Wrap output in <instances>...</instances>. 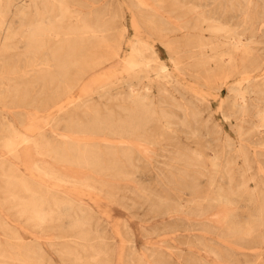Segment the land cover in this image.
I'll list each match as a JSON object with an SVG mask.
<instances>
[{"label": "rangeland", "instance_id": "374dc122", "mask_svg": "<svg viewBox=\"0 0 264 264\" xmlns=\"http://www.w3.org/2000/svg\"><path fill=\"white\" fill-rule=\"evenodd\" d=\"M0 1V85L20 87L18 97L15 92L4 94L0 90V264H264V0H221V5L208 0H196L197 5L194 0H101L94 5L93 0H68L64 12L61 0ZM143 1L157 5L143 9ZM82 5H92L98 12L108 6L104 20L110 29L97 38L83 35V42L78 44L70 30L83 22ZM45 9L53 10L62 29L49 34L42 29ZM20 11H24L21 16L27 27L38 23V30L50 40L40 49L39 60L25 47L22 36H26L27 27H20ZM218 28L221 30L216 31ZM97 39L98 46L90 48ZM210 41H216L219 47L197 55L199 50L194 46ZM136 43L147 45L135 61L137 69L142 70L140 78L128 76L126 71ZM71 49V61L91 57L97 65L86 74H80L77 67L70 69L76 82L63 98L67 108L64 112L49 111L45 104L59 97L61 89L40 59L48 52L63 57ZM162 65L170 71L163 73ZM103 68L112 70L105 79L95 82L93 77ZM86 90L90 93L84 96ZM80 100L88 101L91 111L81 106ZM136 100H146L154 119L141 127L144 130L136 131L132 142L107 132H83L85 127L96 129L99 116L109 114L113 124L121 123L127 113L135 112ZM183 124L190 125V130ZM87 152L97 153L99 167L76 157ZM95 234H100L99 238Z\"/></svg>", "mask_w": 264, "mask_h": 264}, {"label": "bare ground", "instance_id": "6f19581e", "mask_svg": "<svg viewBox=\"0 0 264 264\" xmlns=\"http://www.w3.org/2000/svg\"><path fill=\"white\" fill-rule=\"evenodd\" d=\"M101 0H93V2H92V4L93 3H99ZM178 1V0H177ZM195 1L196 0H194V3H195ZM197 1H199V0H197ZM201 1V0H200ZM199 1V2H200ZM207 1V0H206ZM209 1V3L210 4H217V3H219L221 0H208ZM225 1V0H224ZM230 2L232 1V0H229ZM240 1H242V2H245V1H243V0H240ZM8 2V1H7ZM198 2V3H199ZM204 2V1H203ZM230 2H229V4H230ZM241 2V3H242ZM248 2V1H247ZM246 2V3H247ZM261 2V1H260ZM173 3V2H172ZM8 4V3H7ZM67 4H68V0H61L60 1V9H61V11H63L62 10V8H65V7H67ZM169 4V3H168ZM176 4V3H175ZM196 4V3H195ZM200 4V3H199ZM204 4H205V2H204ZM203 4V5H204ZM227 4V3H226ZM232 4V3H231ZM245 4V3H244ZM248 4V3H247ZM247 4H245V7L247 6L248 7V5ZM254 4V3H253ZM252 4V5H253ZM94 5V4H93ZM157 4H154V3H152L151 1H150V3H148V2H144L143 1V3H142V8L143 9H150V8H155V6H156ZM159 5V4H158ZM178 5V4H177ZM176 5V6H177ZM197 5V4H196ZM195 5V6H196ZM219 5H221V3H219ZM237 5H238V2H237ZM251 5V4H250ZM175 6V5H174ZM175 6V7H176ZM211 6V5H210ZM225 6H227V5H225ZM0 7H1V1H0ZM8 7V6H7ZM108 7V6H107ZM105 8L103 11H101V12H98V11H94L93 10V7H92V5H82L81 6V9H82V13H83V22H82V24H81V26H79V27H76L74 30H70V34L71 35H73L74 37H75V42L76 43H78V44H81L82 42H83V35L84 36H86V35H90V36H92V37H90V38H94V37H98V35L99 34H101V33H107L108 31H109V29H110V27H108L107 26V24L105 23V18H106V16H107V10H108V8ZM239 7H241L240 5H239ZM244 7V6H243ZM257 7V6H256ZM180 8V7H179ZM230 9L232 8V5H231V7H229ZM238 8V7H237ZM249 8V7H248ZM4 9H5V7H4ZM23 10L25 9V7H24V5H23V8H22ZM36 9V8H35ZM66 9V8H65ZM159 9V8H158ZM195 9V8H194ZM197 9V8H196ZM205 9V8H204ZM207 9V8H206ZM210 9V8H209ZM225 9V8H224ZM241 9V8H240ZM247 9V8H246ZM264 9V8H263ZM7 10V9H6ZM37 10V9H36ZM181 10V9H180ZM182 10H183V8H182ZM199 10H200V8H199ZM198 10V11H199ZM244 10H245V8H244ZM67 11V10H66ZM197 11V10H196ZM195 11V12H196ZM210 11V10H209ZM217 11V10H216ZM222 11H223V9H222ZM246 11V10H245ZM244 11V12H245ZM250 11V10H249ZM22 12H24V11H22ZM22 12L20 11L19 13H18V19L20 20V22H21V25H20V27L22 28L23 26H26V20L23 18V16H21V15H23L22 14ZM52 12H53V10H52ZM52 12L51 11H48V10H46L45 9V11H44V13H45V18H44V21L41 23V26H42V29L44 28V30H46L47 31V33L49 34V33H51V32H53L54 30H56V29H62V26L60 25L61 24V19L59 20V18H58V20L60 21V26L58 25L57 26V21H56V19L54 18V16L52 15ZM64 12V11H63ZM62 12V13H63ZM150 12V11H149ZM177 12V11H176ZM180 12V11H179ZM178 12V13H179ZM224 12V11H223ZM241 13H242V11H240ZM263 12V11H262ZM122 13H123V7H122ZM157 13V15H158V17L157 18H159L160 16H159V13L158 12H156ZM216 13V12H215ZM233 13V12H232ZM235 13V12H234ZM238 13H239V10H238ZM237 13V14H238ZM4 14H7V12L6 13H4ZM13 14V13H12ZM41 14V12L40 11H38L37 12V15H40ZM153 14H155V12L153 13ZM170 14H171V11H170ZM175 14V13H174ZM197 14V13H196ZM210 14V13H209ZM212 14H214V11H213V13ZM220 14V13H219ZM223 14V13H222ZM231 14V13H230ZM247 14V13H246ZM245 14V15H246ZM1 15V14H0ZM3 15V14H2ZM9 15V14H8ZM11 15V14H10ZM156 14H155V16H157ZM241 15V14H240ZM242 15H244V14H242ZM264 15V14H263ZM15 16V15H14ZM13 16V17H14ZM62 16V15H61ZM60 16V17H61ZM154 16V15H153ZM184 16V15H183ZM203 16V15H202ZM209 16V15H208ZM217 16V15H216ZM215 16V17H216ZM221 16V15H220ZM219 16V17H220ZM231 16V15H230ZM230 16H229V18H230ZM260 16V15H259ZM31 17V16H30ZM63 17V16H62ZM150 17H152V16H150ZM170 17V16H169ZM178 17H180V16H178ZM215 17H213V18H215ZM226 17V16H225ZM239 17V16H238ZM241 17V16H240ZM250 17V16H249ZM262 17L263 16H261V19H262ZM185 18V17H184ZM194 18V17H193ZM222 18V17H221ZM17 19V20H18ZM112 19V18H111ZM154 19V18H153ZM182 19V18H181ZM180 19V20H181ZM196 19H197V16H196ZM204 19V18H203ZM236 19V18H235ZM3 20V19H2ZM150 20H152V19H150ZM159 20V19H158ZM186 20V19H185ZM193 20H195V18L193 19ZM192 20V21H193ZM206 20V19H205ZM213 20V19H212ZM217 20V19H216ZM223 20V19H222ZM237 20H239V19H237ZM161 21V20H160ZM175 21H176V19H175ZM12 22V21H11ZM36 22H38L37 20H36ZM108 22V21H107ZM110 22V21H109ZM167 22V21H166ZM179 22V21H178ZM194 22V21H193ZM213 22H214V20H213ZM216 22V21H215ZM220 22V21H219ZM151 23V22H150ZM168 23V22H167ZM206 23V22H205ZM210 23V22H209ZM154 24V23H153ZM157 24V23H156ZM223 24V23H222ZM13 25H15V24H13ZM13 25H12V27H13ZM28 25V24H27ZM170 25V24H169ZM206 25V24H205ZM221 25V24H220ZM7 26V25H6ZM5 26V27H6ZM171 26V25H170ZM169 26V27H170ZM183 26H185V24L183 25ZM222 26V25H221ZM10 27V26H9ZM27 27V26H26ZM168 27V26H167ZM181 27V26H180ZM187 27V26H186ZM227 27V26H226ZM8 28V27H7ZM166 28V27H165ZM198 28V27H197ZM217 28V27H216ZM225 28V27H224ZM11 29V28H10ZM13 29H14V27H13ZM26 30H25V34H26V36L24 35V36H22V38L25 40L24 41V43H25V47H27L28 48V50H29V55H32L34 58H36V59H38L39 60V52H40V49H43L42 47L43 46H48L49 45V42H50V40L48 39V38H46L45 36H46V34H43L40 30H38L39 28H38V23L37 24H34V23H32V24H30V25H28V27L27 28H25ZM73 29V28H72ZM177 29V28H176ZM181 29H182V27H181ZM188 29V28H187ZM214 29V28H213ZM12 30V29H11ZM18 30V29H17ZM166 30H168V29H166ZM184 30H186V29H184ZM221 29L220 28H218L216 31H220ZM190 31H191V29H190ZM208 31H210V29L208 30ZM60 32V31H59ZM158 32H160V29H159V31ZM163 32V31H162ZM183 32V31H182ZM188 32V31H187ZM66 33V32H65ZM65 33H63V34H65ZM216 33H218V32H216ZM235 33V32H234ZM173 35V34H172ZM235 35V34H234ZM64 36V35H63ZM186 36H187V34H186ZM236 36H237V34H236ZM239 37V36H238ZM255 37V36H254ZM164 39V38H163ZM173 39V38H172ZM170 40V39H169ZM254 40H255V38H254ZM257 40V39H256ZM7 42V41H6ZM162 42H165V41H162ZM167 43V42H166ZM165 43V44H166ZM21 44V43H20ZM98 44H99V41H98V39L97 40H93L91 43H90V48H95V47H97L98 46ZM170 44V43H169ZM76 45V44H75ZM173 45V44H172ZM188 45H190V44H188ZM11 46V45H10ZM74 46V45H73ZM147 45L145 44V43H136V44H133L132 45V50H131V55H130V59H132V63H128L127 65H126V71H127V75L128 76H135L136 78H140V76H142L141 75V72H142V70H140V69H137V68H139V64L137 63V62H135L136 61V59H137V56H139V55H142V53H143V49H144V47H146ZM167 46V45H166ZM168 46H170V45H168ZM216 46H218V43L216 42V41H210V42H207V43H202L200 46H198V47H196V46H194L195 48H197L199 51H198V53H197V55H202V54H204V53H206V51H207V49H209V48H213V47H216ZM15 47V46H14ZM13 47V48H14ZM55 47V46H54ZM56 47H57V45H56ZM55 47V48H56ZM149 47V46H148ZM171 47V46H170ZM189 47V46H188ZM219 47V46H218ZM23 48V47H22ZM22 48H20V49H22ZM54 48V49H55ZM150 48H152V47H150ZM244 48H246V47H244ZM16 49V48H15ZM15 49H13V51L15 50ZM25 50H26V48H24ZM57 49V48H56ZM153 49V48H152ZM171 49V48H170ZM191 49V48H190ZM18 50V49H17ZM253 50V49H252ZM263 50V49H262ZM48 51H49V49H48ZM50 51H53V50H51L50 49ZM54 51H57V50H54ZM71 52H72V49L71 50H69V52L68 53H66L65 55H63V57H57L56 56V53L55 52H48V53H46V55L44 56V58H41L40 60H41V62H43L44 64H45V66L47 67V70L49 71L48 73L49 74H51V80L52 81H57L58 83H59V85H60V94H59V97H57L56 99L54 98L53 100H49V102H47L45 105V107H47L48 109H49V111H52V110H54V109H56V110H58L59 112H64V110L67 108L66 107V104H63L64 103V101H63V98L66 96V94H68V93H70L74 88H75V82H76V77L74 76V77H72V76H70V73H69V70L70 69H72V68H74V67H77L78 69H79V72H80V74H86V73H88L89 71H91L92 69H93V67L94 66H96L97 65V62H93L92 61V59H91V57L90 58H87V57H82V58H80V59H78L77 61H71L70 59H69V57H70V55H71ZM213 53V52H212ZM230 53V52H229ZM29 55H27V56H29ZM257 55V54H256ZM21 56H22V53H21ZM129 56V55H128ZM213 56V55H212ZM215 56V55H214ZM254 56V55H253ZM252 56V57H253ZM258 56V55H257ZM24 57V56H23ZM26 57V56H25ZM30 57V56H29ZM196 57H198V56H196ZM219 57V56H218ZM235 57V56H234ZM256 57V56H255ZM263 57V56H262ZM9 58V57H8ZM16 58H20L19 56H16ZM193 58H195V57H193ZM199 58H201V57H199ZM215 58V57H214ZM236 58V57H235ZM25 59H27V58H25ZM192 59V58H191ZM196 59V58H195ZM210 59H213L212 57L210 58ZM263 59V58H262ZM261 59V60H262ZM3 60V59H2ZM22 60V59H21ZM24 60V59H23ZM174 60V59H173ZM177 60V59H176ZM4 61V60H3ZM25 61V60H24ZM31 61V60H30ZM36 61V60H35ZM204 61V60H203ZM208 61V60H207ZM218 61V60H217ZM227 61H228V59H227ZM5 62H6V58H5ZM5 62L3 63L2 62V65L3 64H5ZM17 62V61H16ZM33 62V61H32ZM39 62V61H38ZM204 62H206V61H204ZM212 62V61H211ZM231 62V61H230ZM21 63H22V61H21ZM37 63V62H36ZM35 62H34V64H36ZM202 63V62H201ZM219 63V62H218ZM229 63V62H228ZM1 64V63H0ZM11 64H12V61H11ZM15 64V62L13 63V65ZM183 64V63H182ZM207 64H209V63H207ZM231 64V63H230ZM253 64V63H252ZM9 65V64H8ZM16 65V64H15ZM37 65H38V63H37ZM37 65H36V67H37ZM219 65H220V63H219ZM218 65V66H219ZM221 65H223V64H221ZM226 65V64H225ZM23 66V65H22ZM21 66V67H22ZM176 66V65H175ZM199 66H201V65H199ZM215 66H217V65H215ZM227 66V65H226ZM232 66H234V63H233V65ZM2 67V66H1ZM13 67H15V66H13ZM20 66H19V68H21ZM196 67V66H195ZM202 67V66H201ZM221 67V66H220ZM16 68V67H15ZM203 68V67H202ZM249 68V67H248ZM3 69H5V68H3ZM16 69H18V66H17V68ZM22 69V68H21ZM198 69V68H197ZM225 69V68H224ZM236 69V68H235ZM2 69H0V71H1ZM12 70H13V68H12ZM15 70V69H14ZM13 70V71H14ZM25 70V69H24ZM23 70V71H24ZM110 70H112V69H106V68H103L101 71L102 72H100V73H97V74H95V76L93 77V80L95 81V82H99V81H101V80H103V79H105L106 78V74H107V72H109ZM5 71V70H4ZM16 71V70H15ZM23 71L21 70V72L23 73ZM161 71L163 72V73H166V72H169L170 70H169V68L166 66V65H162L161 66ZM179 71V70H178ZM238 71V70H237ZM3 72V71H2ZM246 72V71H245ZM181 73V72H180ZM228 73H230V72H228ZM185 74V73H184ZM36 75V74H35ZM221 75V74H220ZM182 76V75H181ZM33 77V76H32ZM143 77V76H142ZM149 77V76H148ZM197 77V76H196ZM147 78V77H146ZM188 78V77H187ZM248 78V77H247ZM249 79H251V78H249ZM32 79L30 78V81H31ZM34 80V79H33ZM136 80V79H135ZM141 80V79H140ZM145 80V79H144ZM226 80H228V79H226ZM235 80V79H234ZM39 81V80H38ZM143 81V80H142ZM199 81V80H198ZM247 81H248V79H247ZM44 82H45V80H44ZM51 82V81H50ZM141 82V81H140ZM139 82V83H140ZM23 83V82H22ZM39 83H42V82H39ZM38 83V84H39ZM54 83V82H53ZM151 83H153V82H151ZM232 83V82H231ZM235 83V82H234ZM19 84V83H18ZM52 84V83H51ZM150 84V83H149ZM199 84V83H198ZM197 84V85H198ZM14 85V84H13ZM13 85H11V84H8V83H3V84H1L0 86H1V91L4 93V94H7V93H12V92H15V95H17V97H18V93H19V91H20V87H19V89H16V88H14L13 87ZM15 85H17V84H15ZM148 85V84H147ZM239 85V84H238ZM20 86H22V84L20 85ZM32 86H33V84H32ZM38 86V85H37ZM40 86H42V84L40 85ZM52 86V85H51ZM130 86V85H129ZM142 86V85H141ZM140 86V87H141ZM153 86V85H152ZM204 86V85H203ZM220 86H221V84H220ZM107 87V86H106ZM136 87H137V85H136ZM132 88V87H131ZM130 88V89H131ZM135 88V87H134ZM138 88V87H137ZM147 88V87H146ZM153 88V87H152ZM163 88V87H162ZM166 88V87H165ZM204 88V87H203ZM40 89V88H39ZM161 89V88H160ZM159 89V90H160ZM27 90H28V88H27ZM135 90V89H134ZM136 90H138V89H136ZM143 90V89H142ZM141 90V91H142ZM147 90V89H146ZM168 90V89H167ZM0 91V92H1ZM40 91V90H39ZM125 91V90H124ZM165 91H166V89H165ZM164 91V92H165ZM176 91V90H175ZM260 91V90H259ZM46 92V91H45ZM107 92V91H106ZM148 92H149V89H148ZM154 92V91H153ZM158 92V91H157ZM166 92H168V91H166ZM179 92V91H178ZM211 92V91H210ZM251 92V91H250ZM47 93V92H46ZM85 93V95L84 96H86V95H89V91H85L84 92ZM122 93V92H121ZM141 93V92H140ZM145 93V92H144ZM171 93V92H170ZM170 93H169V96H170ZM202 93V92H201ZM110 94V93H109ZM124 94V93H123ZM132 94H133V92H132ZM137 94V93H136ZM143 94V93H142ZM146 94V93H145ZM152 94V93H151ZM155 94V93H154ZM206 94V93H205ZM208 94V93H207ZM249 94V93H248ZM106 94L104 93V95L103 96H105ZM108 95V94H107ZM135 95V94H134ZM147 95V94H146ZM157 95H159V94H157ZM263 95V94H262ZM5 96V95H4ZM41 96V95H40ZM44 96V95H43ZM109 96V95H108ZM111 96V95H110ZM129 96V95H128ZM140 96V95H139ZM209 96V95H208ZM251 96V95H250ZM48 97H49V94H48ZM52 97V96H51ZM117 97V96H116ZM121 97V96H120ZM131 97V96H130ZM138 97V96H137ZM153 97V96H152ZM160 97V96H159ZM8 98H10V97H8ZM88 98V97H87ZM92 98V97H91ZM111 98V97H110ZM140 98V97H139ZM145 98H147V96L145 97ZM161 98V97H160ZM185 97L183 96V99H184ZM251 98V97H250ZM100 99H104V98H100ZM109 99V98H108ZM115 99V98H114ZM151 99V98H150ZM152 99H154V98H152ZM170 99H172V98H170ZM169 99V100H170ZM216 99V98H215ZM240 99H241V97H240ZM245 99V98H244ZM14 100V99H13ZM17 100V99H16ZM43 100H45V99H43ZM118 100V99H117ZM121 100V99H120ZM162 100V99H161ZM173 100V99H172ZM113 101V100H112ZM122 101H123V98H122ZM130 101H131V99H130ZM145 101L146 100H136L135 101V103H136V109H135V112L134 113H130V114H128L127 113V116L125 117V119H124V121L122 120V122L121 123H118V124H113V121H112V119L110 118V117H108V115L107 116H104V117H100L99 116V118H98V127L96 128V129H94V128H91V127H85L84 129H83V132L84 133H93V134H101V133H105V132H107L108 134H110L111 136H114L115 138H120L122 141H125V142H132V140H133V137L135 136V133H136V131L138 130V129H140L141 127H143V126H145V125H147L150 121H151V119L153 118V116H152V114L149 112V108L147 107V104L145 103ZM148 101H149V99H148ZM151 101V100H150ZM165 100H163V102H164ZM174 101V100H173ZM250 101V100H249ZM255 101H257V100H255ZM11 102V101H10ZM82 105L81 106H87L86 108L88 109V110H90L91 111V106L89 107V105L90 104H88L87 105V102L88 101H83V100H80L79 101ZM114 102H116V100L114 101ZM134 102V101H133ZM132 102V103H133ZM151 102H153V100L151 101ZM150 102V103H151ZM170 102V101H169ZM79 103V104H80ZM109 103V102H108ZM107 103V104H108ZM123 103V102H122ZM121 103V104H122ZM164 103H166V102H164ZM244 103V102H243ZM9 105H10V103H8ZM34 104V103H33ZM36 104V103H35ZM96 104V103H95ZM247 104V103H246ZM246 104H244V105H246ZM111 105V104H110ZM110 105H108V106H110ZM129 105H131V104H129ZM133 105H134V103H133ZM154 105V104H153ZM165 105H168L169 106V104H165ZM183 105V104H182ZM33 106V105H32ZM99 106V105H98ZM105 106H107V105H105ZM107 106V107H108ZM151 106H152V103H151ZM162 106H163V104H162ZM162 106H160V107H162ZM168 106H167V108H168ZM176 106V105H175ZM181 106V105H180ZM179 106V104L177 105V107H180ZM84 107H82V108H84ZM104 107V106H103ZM122 107V106H121ZM165 107V106H164ZM247 107H248V105H247ZM8 108V107H7ZM166 108V109H167ZM244 108H246L245 106H244ZM251 108V107H250ZM253 108V107H252ZM257 108V107H256ZM255 108V109H256ZM259 108V107H258ZM257 108V109H258ZM40 109V108H39ZM46 109V108H45ZM151 109V108H150ZM160 109V108H159ZM163 109V108H162ZM169 109V108H168ZM179 109V108H178ZM242 109V108H241ZM14 110V109H13ZM94 110V109H93ZM103 110V109H102ZM111 110V109H110ZM117 110V109H116ZM128 110V109H127ZM177 110V109H176ZM181 110V109H180ZM227 110V109H226ZM239 110H240V108H239ZM244 110V109H243ZM40 111H41V109H40ZM46 111V110H45ZM196 111H197V109H196ZM228 111V110H227ZM253 111V110H252ZM260 111V110H259ZM110 112V111H109ZM119 112H120V110H119ZM162 112V111H161ZM160 112V113H161ZM165 112V111H164ZM176 112V111H175ZM180 112V111H179ZM198 112V111H197ZM201 112V111H200ZM243 112V111H242ZM241 112V113H242ZM261 113H262V111H260ZM41 113V112H40ZM39 113V114H40ZM88 113H89V111H88ZM92 113V112H91ZM94 113V112H93ZM98 113V112H97ZM112 113V112H111ZM114 113H115V111H114ZM124 113V112H123ZM154 113H156V112H154ZM174 113V112H173ZM253 112H251V114H252ZM162 114V113H161ZM167 114V113H166ZM183 114V113H182ZM235 114V113H234ZM240 114V113H239ZM248 114V113H247ZM258 114V113H257ZM263 114V113H262ZM105 115V114H104ZM118 115V114H117ZM170 115V114H169ZM175 115V114H174ZM199 115H201V114H199ZM241 115V114H240ZM239 115V116H240ZM72 116V115H71ZM95 116V115H94ZM98 116V115H97ZM96 116V117H97ZM110 116V115H109ZM119 116V115H118ZM167 116V115H166ZM170 116H173V115H170ZM184 116H185V114H184ZM191 116V115H190ZM196 116V115H195ZM194 116V117H195ZM247 116V115H246ZM258 116H260V114L258 115ZM257 116V117H258ZM262 116V115H261ZM178 117V116H177ZM186 117V116H185ZM184 117V118H185ZM197 117V116H196ZM202 117V116H201ZM200 117V118H201ZM237 117V116H236ZM169 118H171V117H169ZM173 118H175V117H173ZM172 118V119H173ZM255 118V117H254ZM75 119V118H74ZM94 119V118H93ZM154 119V118H153ZM176 119V118H175ZM178 119V118H177ZM180 119V118H179ZM230 119V118H229ZM232 119V118H231ZM70 120V119H69ZM77 120V119H76ZM80 120V119H79ZM187 120V119H186ZM210 120V119H209ZM262 120V119H261ZM94 121H95V119H94ZM153 121V120H152ZM151 121V122H152ZM176 121V120H175ZM184 121V120H183ZM195 121H197V120H195ZM194 121V122H195ZM5 122V121H4ZM11 122V121H10ZM56 122V121H55ZM116 122V121H115ZM118 122V121H117ZM173 122V121H172ZM178 122H180V121H178ZM185 122V121H184ZM198 122V121H197ZM236 122V121H235ZM31 123V122H30ZM29 123V124H30ZM57 124L59 123V122H56ZM69 123H70V121H69ZM72 123V122H71ZM174 123H176V122H174ZM181 123H183L182 121H181ZM188 123V122H187ZM247 123V122H246ZM246 123H244L245 125H248V124H246ZM250 123H251V121H250ZM250 123H249V125H250ZM5 124V123H4ZM11 124H12V122H11ZM14 124V123H13ZM190 124V123H189ZM198 124V123H197ZM196 124V125H197ZM200 124H201V122H200ZM7 125H9V122H7ZM64 125H66V124H64ZM92 126H93V122H92V124H91ZM149 125V124H148ZM180 125V124H179ZM184 125V124H183ZM191 125V124H190ZM189 125V126H190ZM13 126H15V125H13ZM72 126H73V124H72ZM90 126V125H89ZM178 126V125H177ZM176 125H175V127H177ZM184 126H186V127H189V126H187V124L186 125H184ZM183 126V127H184ZM206 126H209V125H207L206 124ZM8 127V126H7ZM30 127V126H29ZM82 127V126H81ZM185 127V128H186ZM251 127V126H250ZM13 128V127H12ZM31 128V127H30ZM80 128V127H79ZM169 128V127H168ZM170 128H172V127H170ZM190 128L191 127H189V129L188 130H190ZM200 128H202V127H200ZM209 128V127H208ZM141 129H145V127L144 128H141ZM140 129V130H141ZM180 129V128H179ZM184 129V128H183ZM187 129V128H186ZM186 129H184V130H186ZM255 129H256V127H255ZM13 130H14V128H13ZM16 130V129H15ZM15 130H14V132H15ZM65 130V129H64ZM66 130H67V128H66ZM139 130V131H140ZM247 130V129H246ZM256 130H258V128L256 129ZM255 130V131H256ZM7 131V130H6ZM8 131H10V130H8ZM17 131V130H16ZM139 131H137V133L139 132ZM192 131V130H191ZM190 131V132H191ZM194 131H197V130H194ZM262 131V130H261ZM189 132V131H188ZM242 132H244V131H242ZM11 133V132H10ZM16 133V132H15ZM142 133V132H141ZM193 133V132H192ZM253 133V132H252ZM260 133V132H259ZM259 133L257 134V135H259ZM262 133V132H261ZM12 134H14V133H12ZM102 134V135H103ZM254 134H256V132L255 133H253V135ZM47 135V134H46ZM105 135V134H104ZM194 135V134H193ZM244 135V134H243ZM110 136V137H111ZM188 136V135H187ZM198 136V135H197ZM250 136V135H249ZM260 136V135H259ZM32 137V136H31ZM42 137V136H41ZM46 137V136H45ZM191 137V136H190ZM194 137V136H193ZM196 137V136H195ZM48 138H49V136H48ZM55 138V137H54ZM53 138V139H54ZM111 138H113V137H111ZM51 139V138H50ZM57 139V138H56ZM104 139V138H103ZM229 139V138H228ZM29 140H31V139H29ZM34 140V139H33ZM93 140V139H92ZM96 140V139H95ZM94 140V141H95ZM230 140V139H229ZM43 141V140H42ZM56 140L54 139V142H55ZM117 141V140H116ZM138 141V140H137ZM140 141V140H139ZM152 141H154V140H152ZM240 141V140H239ZM242 141H244L243 139H242ZM247 141V140H246ZM249 141H251L250 139H249ZM259 141V140H258ZM157 142V141H156ZM226 142H230V141H226ZM232 142V141H231ZM33 143H34V141H33ZM52 143H53V141H52ZM57 143V142H56ZM146 144H148V143H146ZM257 144H259V143H257ZM262 144H264V142L262 143ZM51 145V144H50ZM58 145V144H57ZM102 145V144H101ZM253 145V144H252ZM39 146V145H38ZM44 146V145H43ZM60 146V145H59ZM63 146V145H62ZM85 146V145H84ZM141 146V145H140ZM51 148H52V146H50ZM54 147V146H53ZM96 147V146H95ZM184 147V146H183ZM91 148V147H90ZM105 148V147H104ZM179 147H177V149H178ZM187 147H185V148H183V149H186ZM227 148V147H226ZM235 148V147H234ZM244 148V147H243ZM59 149V148H58ZM58 149H56V150H58ZM191 149V148H190ZM190 149H189V151H190ZM193 149V148H192ZM210 149V148H209ZM208 149V150H209ZM214 149V148H213ZM245 149V148H244ZM243 149V150H244ZM246 149H247V153H248V148L246 147ZM52 150V149H51ZM96 150V149H95ZM99 150V149H98ZM107 150V149H106ZM175 150V149H174ZM211 150V149H210ZM242 150V151H243ZM48 151V150H47ZM53 151V150H52ZM59 151V150H58ZM60 151H62V150H60ZM94 151V150H93ZM178 151V150H177ZM185 151V150H184ZM188 151V150H187ZM202 151V150H201ZM46 152V151H45ZM56 152V151H55ZM138 152V151H137ZM168 152V151H167ZM186 152V151H185ZM194 152H195V150H194ZM196 152H198V151H196ZM203 152V151H202ZM244 152H246V151H244ZM50 153V152H49ZM59 153V152H58ZM109 153V152H108ZM212 153H213V151H212ZM246 153V154H247ZM250 153V152H249ZM52 154H54V152L52 153ZM51 154V155H52ZM60 154H62V153H59V155ZM137 154V153H136ZM169 154V153H168ZM171 154V153H170ZM179 154V153H178ZM205 154H206V151H205ZM257 154V153H256ZM47 155H49V154H47ZM64 155V154H63ZM108 155H110V154H108ZM113 155V154H112ZM123 155H125V154H123ZM138 155H139V153H138ZM173 155H176V154H173ZM213 155V154H212ZM212 155H210V156H212ZM260 155H262V154H260ZM116 156V155H115ZM140 156H141V154H140ZM179 156V155H178ZM177 156V157H178ZM185 156H186V154H185ZM190 156V155H189ZM201 156H202V154H201ZM259 156V155H258ZM49 157V156H48ZM52 157V156H51ZM55 157V156H54ZM76 157H82L83 159H84V162L87 164V165H89V166H91V167H99L100 165H101V162H100V160H99V158H98V156H97V153H95V152H87V153H84V154H79V153H77L76 154ZM132 157H133V155H132ZM164 157V156H163ZM162 157V158H163ZM174 157H176V156H174ZM193 157V156H192ZM248 157H249V155H248ZM257 157V156H256ZM65 158V157H64ZM64 158H62V156H61V159L63 160ZM108 158V157H107ZM111 158H112V156H111ZM129 158V157H128ZM180 158V157H179ZM199 158V157H198ZM246 158V157H245ZM260 158V157H259ZM57 159V158H56ZM60 159V158H59ZM116 159V158H115ZM124 159V158H123ZM194 159H196V157L194 158ZM52 160V159H51ZM66 160V159H65ZM109 160V159H108ZM114 160V159H113ZM112 160V161H113ZM125 160V159H124ZM130 160V159H129ZM132 160V159H131ZM187 160V159H186ZM189 160V159H188ZM244 160V159H243ZM246 160V159H245ZM53 161V160H52ZM55 161V160H54ZM102 161V160H101ZM158 161H160V160H158ZM165 161V160H164ZM174 161H176V160H172V162H174ZM191 161V160H190ZM196 161V160H195ZM232 161V160H231ZM250 161V160H249ZM259 161V160H258ZM110 162V161H109ZM171 162V163H172ZM178 162H180V161H178ZM186 162V161H185ZM185 162H183V163H185ZM189 162V161H188ZM233 162V161H232ZM247 162V161H246ZM262 162H263V160H262ZM63 163V162H62ZM176 163V162H175ZM182 163V162H181ZM187 163V162H186ZM189 163H191V162H189ZM251 163V162H250ZM76 164V163H75ZM128 164V163H127ZM174 164V163H173ZM245 164V163H244ZM262 164H264V163H262ZM109 165V164H108ZM119 165V164H118ZM175 165H178V164H175ZM210 165V164H209ZM226 165V164H225ZM246 165H249V163L248 164H246ZM75 166V165H74ZM132 166V165H131ZM178 166H181V165H178ZM229 166V165H228ZM227 166V167H228ZM232 166H234L233 165V163H232ZM252 166V165H251ZM264 166V165H263ZM79 167V166H78ZM248 167V166H247ZM12 168V167H11ZM109 168H111V167H109ZM114 168V166L112 167V169ZM132 168V167H131ZM171 168V167H170ZM177 168V167H176ZM190 168V167H189ZM230 168V167H229ZM250 168V167H249ZM248 168V169H249ZM73 169H74V167H73ZM79 169V168H78ZM94 169V168H93ZM122 169V168H121ZM0 170H2V169H0ZM45 170V169H44ZM76 170H77V168H76ZM86 170V169H85ZM111 170V169H110ZM109 170V171H110ZM202 170V169H201ZM236 170H238L237 168H236ZM75 171V170H74ZM92 171V170H91ZM94 171V170H93ZM171 171H173V169L171 170ZM178 171V170H177ZM205 171V170H204ZM254 171V170H253ZM46 172H47V170H46ZM115 172H116V170H115ZM181 172V171H180ZM239 172H241V171H239ZM113 173V172H112ZM121 173H123V172H121ZM124 173H126L125 171H124ZM172 173V172H171ZM186 173V172H185ZM224 173H225V171H224ZM242 173H243V171H242ZM51 174V173H50ZM96 174V173H95ZM117 174V173H116ZM133 174H135V173H133ZM178 174V173H177ZM241 174V173H240ZM2 175V173L0 174V176ZM102 175V174H101ZM118 175V174H117ZM180 175V174H179ZM210 175V174H209ZM208 175V176H209ZM211 175H213V174H211ZM239 175V174H238ZM257 176V175H256ZM125 177H126V175H125ZM243 177V176H242ZM117 178V177H116ZM130 178H131V176H130ZM133 178V177H132ZM164 178H166V177H164ZM179 178V177H178ZM245 178V177H244ZM3 179H4V177H3ZM7 179V178H6ZM113 179V178H112ZM186 179V178H185ZM228 179V178H227ZM233 179V178H232ZM69 180V179H68ZM72 180V179H71ZM129 180V179H128ZM168 180V179H167ZM188 180V179H187ZM206 180V179H205ZM264 180V179H263ZM5 182H6V180H4ZM9 181V180H8ZM70 181V180H69ZM166 181V180H165ZM174 181V180H173ZM217 181V180H216ZM233 181V180H232ZM243 181V180H242ZM249 181V180H248ZM205 182V181H204ZM210 182V181H209ZM236 182V181H235ZM11 183V182H10ZM13 183V182H12ZM15 183V182H14ZM225 183V182H224ZM244 183V182H243ZM263 183V182H262ZM187 184V183H186ZM234 184V183H233ZM5 185V184H4ZM6 185H8V183H6ZM6 185H5V187H6ZM12 185H14V184H12ZM11 185V186H12ZM31 185V184H30ZM232 185V184H231ZM246 185V184H245ZM10 186V187H11ZM174 186V185H173ZM216 186V185H215ZM243 186V185H242ZM247 186H248V184H247ZM19 187V186H18ZM178 187V186H177ZM211 187V186H210ZM209 187V188H210ZM197 188V187H196ZM235 188V187H234ZM252 188V187H251ZM250 188V189H251ZM263 188V187H262ZM6 189V188H5ZM184 189V188H183ZM199 189V188H198ZM258 189V188H257ZM7 190V189H6ZM8 191V190H7ZM11 191V190H10ZM211 191V190H210ZM242 191V190H241ZM230 192V191H229ZM232 192V191H231ZM239 192V191H238ZM246 192H248V191H246ZM14 193V192H13ZM196 193V192H195ZM222 193V192H221ZM234 193V192H233ZM244 193V192H243ZM10 194H11V192H10ZM206 194V193H205ZM6 195V194H5ZM8 195V194H7ZM14 195V194H13ZM17 195V194H16ZM15 195V196H16ZM235 195V194H234ZM208 196H210V195H208ZM14 197V196H13ZM18 197V196H17ZM188 197V196H187ZM264 197V196H263ZM24 198H26V197H24ZM34 198H36V197H34ZM10 199V198H9ZM8 199V200H9ZM16 199V198H15ZM14 199V200H15ZM20 199V198H19ZM146 199V198H145ZM212 199V198H211ZM11 200V199H10ZM13 200V201H14ZM32 200V199H31ZM33 200H35V199H33ZM42 200V199H41ZM148 200V199H147ZM163 200V199H162ZM22 201V200H21ZM24 201V200H23ZM27 201V200H26ZM36 201H39V200H36ZM36 201H34V202H36ZM150 201V200H149ZM160 201V200H159ZM263 201V200H262ZM16 202V201H15ZM14 202V203H15ZM41 202H43V201H41ZM40 201H39V203H41ZM210 202V201H209ZM232 202V201H231ZM21 203V202H20ZM36 203H38V202H36ZM44 203V202H43ZM57 203V202H56ZM154 203V202H153ZM179 203V202H178ZM263 203H264V201H263ZM24 204H26V203H24ZM23 204V205H24ZM29 204V203H28ZM33 203H31V205H32ZM42 204V203H41ZM165 204V203H164ZM196 204V203H195ZM234 204V203H233ZM236 204V203H235ZM239 204V203H238ZM262 204V203H261ZM30 205V204H29ZM29 205H28V207H29ZM36 205V204H35ZM35 205H32V206H35ZM150 205V204H149ZM154 205V204H153ZM158 205V204H157ZM156 205V206H157ZM174 205V204H173ZM183 205V204H182ZM241 205H242V203H241ZM25 206V205H24ZM37 206H38V204H37ZM57 207H58V205H56ZM55 206V208H57ZM64 206V205H63ZM160 206V205H159ZM236 206H237V204H236ZM22 207V206H21ZM31 207V206H30ZM36 207V206H35ZM41 207V206H40ZM43 207V206H42ZM49 207V206H48ZM60 207V206H59ZM80 207V206H79ZM198 207V206H197ZM206 207V206H205ZM16 208V207H15ZM14 208V209H15ZM17 208H20V207H17ZM17 208L15 209V210H17ZM25 208V207H24ZM38 208H39V206H38ZM73 208V207H72ZM156 208V207H155ZM159 208V207H158ZM264 208V207H263ZM40 209V208H39ZM38 209V210H39ZM58 209V208H57ZM64 209V208H63ZM160 209V208H159ZM200 209V208H199ZM14 210V211H15ZM35 210H36V208H35ZM42 210V209H41ZM44 210V209H43ZM153 210H154V208H153ZM156 210V209H155ZM24 211H26L27 212V210H25L24 209ZM34 211V210H33ZM59 211V210H58ZM63 211V210H62ZM67 211H69V209L68 210H66L65 212H67ZM39 212V211H38ZM44 212V211H43ZM60 212H61V210H60ZM64 212V213H65ZM189 212V211H188ZM32 213V212H31ZM35 213V212H34ZM64 213H62V214H64ZM165 213V212H164ZM205 213V212H204ZM21 214V213H20ZM46 214V213H45ZM59 214V213H58ZM69 214H70V212H69ZM154 214V213H153ZM163 214V213H162ZM176 214V213H175ZM189 214V213H188ZM23 215V214H22ZM35 215H39V214H35ZM41 215V214H40ZM51 214L49 213L48 214V216H50ZM193 215V214H192ZM43 216V215H42ZM47 216V217H48ZM51 216H54V215H51ZM59 216H60V214H59ZM64 216H66V215H63V217ZM84 216V215H83ZM195 216V215H194ZM18 217V216H17ZM23 217V216H22ZM61 218H62V216H60ZM250 217H251V215H250ZM252 217H254V216H252ZM251 217V218H252ZM21 218V217H20ZM73 218V217H72ZM84 218V217H83ZM91 218V217H90ZM257 218V217H256ZM28 220V219H27ZM33 220V219H32ZM37 220H40V219H37ZM46 220V219H45ZM50 220H52L51 219V217H50ZM57 220H59V219H57ZM70 220H71V218H70ZM83 220V219H82ZM81 220V221H82ZM29 221V220H28ZM43 221V220H42ZM47 221V220H46ZM74 221V220H73ZM29 222H31V221H29ZM75 222V221H74ZM91 222V221H90ZM261 222V221H260ZM52 223V222H51ZM70 223H71V221H70ZM77 223V222H76ZM75 223V224H76ZM85 223H87V222H85ZM263 223V222H262ZM75 224H73V225H75ZM261 224V223H260ZM42 225H44V224H42ZM41 225V226H42ZM77 225H79V224H77ZM82 225H83V222H82ZM232 225V224H231ZM1 226V225H0ZM87 226H89V224L87 225ZM258 226V225H257ZM76 227V226H75ZM86 227V226H85ZM91 226H89V228H90ZM260 227V226H259ZM264 227V226H263ZM92 228V227H91ZM71 229V228H70ZM98 229V228H97ZM215 229V228H214ZM261 229V228H260ZM206 231V230H205ZM85 232H83V234H84ZM88 233V232H87ZM100 233V232H99ZM88 235V234H87ZM96 235V234H95ZM222 235V234H221ZM224 235V234H223ZM228 235V234H227ZM226 235V236H227ZM235 235V234H234ZM233 235V236H234ZM76 236H78V234H76ZM97 236V235H96ZM99 236H100V234H99ZM99 236H97L98 238H99ZM229 236V235H228ZM96 237V238H97ZM103 237V236H102ZM78 238V237H77ZM90 238H92V237H90ZM85 240V239H84ZM83 240V241H84ZM96 240V239H95ZM9 241V240H8ZM103 242V241H102ZM6 243V242H5ZM94 243V242H93ZM100 243H101V241H100ZM7 244H8V242H7ZM92 244V243H91ZM39 245V244H38ZM37 245V247H39ZM101 245H102V243H101ZM16 247V246H15ZM14 247V248H15ZM41 247V246H40ZM93 247V246H92ZM10 248V247H9ZM12 248V247H11ZM94 248V247H93ZM92 248V249H93ZM43 249V248H42ZM41 249V250H42ZM99 249V248H98ZM13 250V249H12ZM38 250H40L39 248H38ZM100 251H102V249L100 250ZM99 251V252H100ZM39 252V251H38ZM103 252V251H102ZM101 252V253H102ZM10 253V252H9ZM33 253V252H32ZM29 254V253H28ZM100 254V253H99ZM98 254V255H99ZM215 254V253H214ZM263 254V253H262ZM37 254H35V256H36ZM44 255V254H43ZM67 255V254H66ZM72 255V254H71ZM103 255H105V254H103ZM260 255V254H259ZM16 256V255H15ZM26 256V255H25ZM45 256V255H44ZM44 256H43V258H44ZM108 256V255H107ZM38 257H39V255H38ZM100 257V256H99ZM101 257H103L104 259H105V257L106 256H102L101 255ZM217 257H218V255H217ZM1 258V257H0ZM28 258V257H27ZM41 258H42V256H41ZM6 259V258H5ZM101 259V258H100ZM3 260H4V258H3ZM28 260V259H27ZM34 260V259H33ZM44 260V259H43ZM103 260V259H102ZM101 260V261H102ZM1 261V260H0ZM7 261V260H6ZM30 261V260H29ZM95 261V260H94ZM3 262H5V261H3ZM97 262V261H96ZM100 262V261H99ZM168 262V261H167ZM166 262V263H167ZM105 263H107V261L105 262ZM97 264H99V263H97Z\"/></svg>", "mask_w": 264, "mask_h": 264}]
</instances>
